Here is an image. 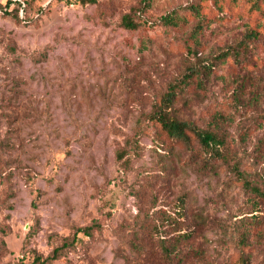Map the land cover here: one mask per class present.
Segmentation results:
<instances>
[{
  "label": "rangeland",
  "instance_id": "1",
  "mask_svg": "<svg viewBox=\"0 0 264 264\" xmlns=\"http://www.w3.org/2000/svg\"><path fill=\"white\" fill-rule=\"evenodd\" d=\"M8 1L0 264H32L87 226L52 264H241L243 254L264 264V196L243 185H264V2L30 0L20 21L3 14ZM196 2L199 15L163 22ZM126 14L140 26L125 27ZM228 46L235 55L172 107L225 140L223 157L210 159L196 143L164 140L150 113L189 64ZM162 239L177 248L172 258Z\"/></svg>",
  "mask_w": 264,
  "mask_h": 264
},
{
  "label": "trees",
  "instance_id": "2",
  "mask_svg": "<svg viewBox=\"0 0 264 264\" xmlns=\"http://www.w3.org/2000/svg\"><path fill=\"white\" fill-rule=\"evenodd\" d=\"M57 2H65L67 4H79L81 6H87L96 4L99 0H56ZM234 6L242 5L243 7L250 6L251 9H257L260 7L264 0H230ZM216 4L219 0H214ZM8 6L12 5V9L8 11V8L3 9V14L13 15L21 21L19 13H25V19L28 18V11L30 0H9ZM201 4L199 2L191 3L188 6L173 9L163 17V22L167 25H176L179 21L185 19L182 10L188 9L195 15L200 14ZM10 8V7H9ZM42 9H40L41 11ZM221 10H223L221 8ZM122 24L130 29H136L140 26V23L132 18L131 14H126L122 18ZM203 30V24L198 23L194 28L193 33L197 34L195 39L198 37V33ZM252 36V35H250ZM248 38L238 41V46L248 45ZM236 50L232 46L223 47L217 50L210 56L198 60L195 63L189 64L179 77L171 81L168 84L166 92L162 95L160 101L154 106L150 113V120L152 124L157 128L161 137L164 140L182 144L187 148H193L194 144H198L201 150L205 153L208 158H222V148L225 145V140L222 137L211 130L204 129L199 126L195 121L191 119L181 118L176 115L172 107L175 104L178 97L185 93L188 89L198 87L203 88L206 85L207 79L213 73V68L219 62H225L229 57L235 55ZM250 190L256 191L260 196H264V185L258 187L248 180L243 183ZM78 232H83L85 236L91 234L90 226L78 229L72 240L65 239L63 244L60 246H54L51 253L47 256L34 252L32 264H52L54 260L58 259L62 251L65 248L75 244L78 240ZM180 237L177 240H180ZM175 240V241H177ZM1 243L6 246V242L2 239ZM162 253L167 258H172L173 254L177 250L176 247L169 245L166 240L160 241ZM174 250V252H173ZM241 264H248L249 259L247 254L241 255Z\"/></svg>",
  "mask_w": 264,
  "mask_h": 264
}]
</instances>
